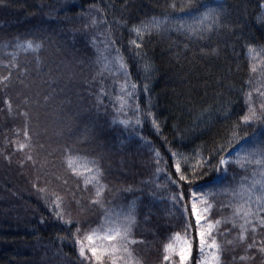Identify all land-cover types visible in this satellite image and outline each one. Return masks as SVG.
<instances>
[{"label":"trees","instance_id":"obj_1","mask_svg":"<svg viewBox=\"0 0 264 264\" xmlns=\"http://www.w3.org/2000/svg\"><path fill=\"white\" fill-rule=\"evenodd\" d=\"M223 3L230 22L227 29L214 30L203 39L171 31L145 33L139 49L129 43L138 39L132 26L146 16L162 14L165 0H4L0 4V40L12 41L17 35L30 33L46 36L39 55L43 67L50 69L38 73L34 54L21 53L18 64L27 71L21 74L13 69L7 85L0 84V264H82L72 233L79 221L77 235L83 238L85 231L98 222L100 209L90 203L93 186L83 182L89 173L83 167L78 168L79 174L72 172L65 159V146H71L72 154L81 157L75 162L78 165L97 160L103 171L102 182L107 185L106 202L126 205L137 198L133 233L141 239L133 246L135 255L142 264H160L163 243L173 232L183 235L184 222L180 211L167 199L174 189L166 173L174 169L168 167L156 175V158L150 148L159 149L165 160H170L169 147L189 157L181 165L191 176L188 165L196 167L197 149L209 156L227 139L225 133L233 130L234 123L238 134L250 132L251 128L244 127L238 118L247 103L259 112V104L264 102L259 91H252L264 90V61L250 71L246 54L248 43L264 45V20L258 16L264 10L258 0ZM100 41L114 42L113 54L119 50L124 70L117 74L98 72L96 47ZM3 71L6 69L0 67ZM125 72L127 82L137 87L135 95L124 97L127 104L117 112L120 104L116 97L123 94L117 82L125 81ZM49 76L55 91L47 86ZM101 86L105 93L97 101ZM246 92L250 93L247 101ZM46 93H50L47 102L42 99ZM4 97L11 107L4 103ZM136 104L140 123L134 131L131 124L126 127L119 120L134 121ZM21 108L28 113L30 150L15 146L25 142L26 121ZM148 111L157 120L158 130L147 117ZM86 126L90 136L80 139L79 132ZM141 136L151 143L142 141ZM29 155L31 160L27 159ZM196 172V179L181 185L183 191L216 174L208 164L196 168ZM233 172L237 178L246 174L233 165L229 179ZM57 197L70 223L55 215ZM223 199L215 198L209 211L213 219L215 215H227L226 207L223 211L218 208ZM228 226L223 221L221 229ZM234 231L231 229L229 235ZM217 239H221L219 234ZM195 243L193 240L191 264L197 258ZM242 251L249 259H234ZM220 262L264 264V253L256 248L244 249L242 244L228 245ZM105 264H111L110 260Z\"/></svg>","mask_w":264,"mask_h":264},{"label":"snow or ice","instance_id":"obj_2","mask_svg":"<svg viewBox=\"0 0 264 264\" xmlns=\"http://www.w3.org/2000/svg\"><path fill=\"white\" fill-rule=\"evenodd\" d=\"M3 3L4 0H0V4ZM258 3L259 8L264 10V0H258ZM165 4V10L162 14L146 16L132 26L131 31L138 39L130 40L131 45H135L139 49L145 33H168L171 31L190 39H203L214 30L219 31L221 28L227 29L229 27L230 22L227 19V9L223 0H216V2L214 0H165ZM258 16L264 20V11H261ZM92 23H96L95 18H93ZM46 39L47 37L44 35L30 33L24 37L17 35L12 41L0 40V67L6 69V71L0 72V84L7 85L13 69H19L21 74L27 71L18 64L21 53L34 54L38 73L50 71V69L43 67L39 55ZM98 43L99 46L96 47L98 72L108 71L111 74H117L126 68L119 50L115 49V54H113L111 45L114 42L104 43L100 41ZM96 45L97 42L94 41V46ZM246 54L250 71H252L257 64L264 61V45L248 43ZM144 68L146 71L149 70V65L146 63ZM127 81L128 76L125 72V81L123 83L117 82L120 85L118 91L123 93L116 97L120 104V107L116 109L117 112L126 106L125 96L135 95L136 84ZM52 83L53 78L49 76L47 86L50 91H55L51 87ZM144 88L147 91L146 84ZM252 91H259V95L264 97V90L252 89ZM104 93L105 89L101 86L97 94V101L101 100ZM49 98L50 93H46L42 97L45 102ZM245 99L246 101L250 99L249 92L245 93ZM24 101L29 102V97L24 96ZM4 103L11 107L8 97H4ZM259 109L260 111L257 112L252 103H247L246 111L238 118L244 127L251 128L250 132L245 131L238 134L235 130L238 125L234 123L232 125L233 130L225 133L227 139L211 150L209 156L203 155L197 149L194 159L196 167L191 164L188 165V173H192L191 176L182 169L181 165V161L186 162L189 157L169 147L170 160H165L159 149L150 148L156 158V175L165 172L168 167L174 169L173 172L166 173V179L174 189L168 193L167 199L173 207L180 211L184 222L183 235L180 232H173L163 243L160 264H191L189 258L193 251V240L196 242L197 251L195 264H221L220 255L225 246L228 245L242 244L244 249L256 248L264 253V234H262L264 233V102L259 104ZM20 111L25 116L26 121L25 142L15 146L19 149L27 147L30 150L29 132L27 131L28 113L24 108H21ZM134 111L137 117L134 121L121 119L119 123L126 127L131 124L135 131V126L140 123L139 104L135 105ZM146 115L151 118L153 127L158 130V122L153 117L152 112L148 111ZM116 120L117 117H114L113 122L115 123ZM17 131L20 130L17 129ZM90 132L91 130L86 126L79 132L80 139L89 137ZM140 139L145 143H151L143 136ZM64 153L73 173L79 174L78 168L81 167L89 173L88 176L84 177L83 182L93 186L94 190L91 193L90 203L100 209L98 222L85 231L83 238L77 235L80 231L79 221L76 222V229L72 233L79 256L83 258L82 264L85 261L87 264H105L106 259L110 260L111 264H142L141 258L135 255L133 248L141 239L133 233L137 223V198L127 201L126 205L114 206L111 202H106L104 194L107 185L102 182L103 171L97 160L92 159L88 165L81 166L75 163L81 157L72 154L71 146H65ZM217 155L218 159H216ZM27 159L31 160L32 157L29 155ZM213 160L216 161L214 164L212 163ZM161 164H164L165 167L162 168ZM204 164L215 168L216 174L199 184L193 183L187 187L186 192L183 191L181 185L187 186L188 180L196 179L198 175L196 168L203 167ZM233 165L244 170L246 174L237 178L236 173L233 172L232 179H229V168ZM156 187L159 188L161 185L156 184ZM131 189L132 186L129 185L127 190L130 191ZM150 195L155 197L156 193L152 192ZM218 196L224 197L218 204L219 210L223 211L226 207L228 211L227 215H215V219H213L208 213L213 208L215 198ZM54 205L53 211L57 218L65 223H70L71 219L70 217L65 218L58 197ZM223 221H227L229 226L221 229ZM231 229H236V231L229 235ZM218 234L221 236L219 240L217 239ZM224 236L229 238L225 240L223 239ZM234 259L243 261L249 257L245 251H242L241 255L234 257Z\"/></svg>","mask_w":264,"mask_h":264},{"label":"rangeland","instance_id":"obj_3","mask_svg":"<svg viewBox=\"0 0 264 264\" xmlns=\"http://www.w3.org/2000/svg\"><path fill=\"white\" fill-rule=\"evenodd\" d=\"M209 211H210V210H209ZM208 215H209V213H208ZM192 254H193V251H192V253H191V255H190V258H189L190 260H191V258H192ZM177 259H178V258H177Z\"/></svg>","mask_w":264,"mask_h":264}]
</instances>
